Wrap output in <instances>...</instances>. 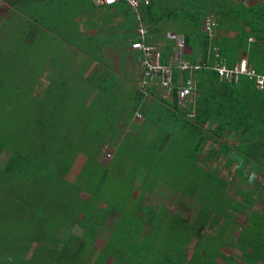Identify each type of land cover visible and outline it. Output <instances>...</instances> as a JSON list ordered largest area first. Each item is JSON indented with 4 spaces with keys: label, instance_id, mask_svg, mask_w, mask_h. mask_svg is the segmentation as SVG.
Here are the masks:
<instances>
[{
    "label": "trees",
    "instance_id": "obj_1",
    "mask_svg": "<svg viewBox=\"0 0 264 264\" xmlns=\"http://www.w3.org/2000/svg\"><path fill=\"white\" fill-rule=\"evenodd\" d=\"M66 1L74 6L63 16V24L59 28L63 29L64 41L80 46L84 39L75 22V16L79 18V14L74 7L83 9L84 3L90 4L93 0H59L60 3ZM30 2L9 0L8 4L15 8L27 4L31 11ZM113 5L128 12L129 7L124 0ZM249 9L252 15L247 17L246 10ZM249 9L232 0H149L148 5H142V20L150 33L158 32L157 24L163 19L179 18L184 23V30L175 33L184 48L190 49L181 57L190 64L208 68L179 71L177 66L173 67L168 100L161 93L155 94L153 89L156 87L148 91L143 70L142 85L137 95L127 93L124 97L111 98L114 90L121 92L122 85L115 83L111 75L99 67L89 80L92 91L85 94L90 96L98 90L105 93V109L111 100L115 106L108 113V118L101 116L102 124L97 128V134L102 138L98 142L99 149L89 158L90 163L84 165L97 170L93 171V177L96 175L97 179L88 187L66 182L74 194L70 199L64 193L65 196L57 195L56 191L59 182L65 184L72 162L61 161L58 154L50 150L59 135L57 123L61 124V117L56 115L67 105L68 92L71 91L64 80L72 72L68 68H59L64 77L54 81L58 85L56 92H53V86L46 90L53 98L51 108L44 103L39 104L25 126L18 118L8 121L9 126L5 123L3 113L7 111L1 106L7 104L0 98V264H264V92L256 90L253 81L246 76L229 83L220 80L211 70L215 65L212 53L217 49L227 67H232V62L238 64L241 57H245L248 68L264 74V27L261 23L259 28H254L255 17L261 15L260 18L264 19V7ZM254 12L260 13L255 16ZM31 13L35 22L26 23L30 31L22 34L20 40L30 46L27 55L32 62L33 46H45L48 41V46H53V43L50 42L51 34L44 36L39 28L46 20L45 12ZM209 17L216 25L211 34L203 29L202 23ZM133 18L135 24L134 14ZM242 22L252 27L246 31L245 25L244 29L241 27ZM5 23L6 19L1 27H5ZM227 23L238 37L231 39L217 35L215 38L212 35L214 30L222 31ZM36 29L42 32L38 40L35 35L41 33H36ZM249 38L254 42L249 43ZM106 41L110 43L108 39L101 45ZM168 42L171 44L165 45L160 53L161 63L165 65L170 63L174 45V42ZM95 51L98 53L99 49ZM61 54L67 65L65 52ZM44 57L46 61L51 59L52 65L59 63L52 59L51 53ZM2 59L1 55L0 97L6 96L1 88L5 76ZM30 71L33 72L32 68ZM25 72L26 75L32 74ZM9 80L14 83L13 78ZM180 80L183 84L191 80V89L199 92L189 97L184 105L185 111L181 110L177 99ZM28 86L30 96L34 88L30 84ZM246 92H254V97H246ZM150 93L155 101L148 110L143 102ZM158 102L167 104L168 108L165 112L160 106L163 112L159 121L154 119L159 109ZM88 108H84L86 113L94 114L96 108ZM191 109L193 115L185 118ZM100 111H95L97 118ZM136 113L142 114L144 121L135 128L132 119ZM129 127L134 131L131 134L125 131ZM252 127H261L260 134L254 135ZM237 131H240L238 142L241 147L230 148L220 144L218 149L210 148L202 158L203 162L215 161L221 156L223 167L228 170L234 165L237 173L233 172L232 176H237L233 178L237 179L236 183L218 174L203 172L197 164L196 153H201L209 140H213L212 145H219L221 138L226 140ZM64 146L76 149V144L70 140ZM105 146L115 151L113 157L116 153L131 151L134 154L129 159L133 162L125 159L118 164H112L113 161L100 164L99 158L103 157L102 148ZM59 148L54 149L57 151ZM128 163H131L129 167L132 165L130 169L126 165ZM247 165L262 182L248 179L244 172ZM162 176L170 177L163 179ZM111 179L125 183L126 187L130 185L134 191L136 196L130 212L122 214L112 206L108 208L111 203L102 198V188L108 190L107 194L112 190L114 183ZM134 180H139V191L133 185ZM249 184L253 186L248 188ZM80 192L86 193L87 197L80 198ZM231 192L236 198L231 196ZM195 193V201L199 203L209 193L204 205H195L191 199L196 197ZM156 196L169 197L165 204L154 207L147 200ZM101 204H106L108 209L102 210ZM167 204L176 206V210L171 212ZM95 209L99 213L96 214ZM190 210L195 211L194 217L187 214ZM113 211L115 220L110 219ZM235 215L245 218L238 232L233 229L236 226L233 223ZM193 239H196V249L187 259L186 249ZM97 241L100 246L96 245ZM226 247L235 248L243 257L225 254L222 249Z\"/></svg>",
    "mask_w": 264,
    "mask_h": 264
},
{
    "label": "rangeland",
    "instance_id": "obj_2",
    "mask_svg": "<svg viewBox=\"0 0 264 264\" xmlns=\"http://www.w3.org/2000/svg\"><path fill=\"white\" fill-rule=\"evenodd\" d=\"M8 1L9 0H0V56L1 55L3 56L2 60L4 64L2 65V67L4 68V74H5L3 78L4 84L3 86H1V88L5 92V95H6L0 98L4 100L5 104H7V105L3 104L1 106V108L4 111H7L3 113L5 115L4 117V120H6L5 123H8V126H9L10 121L14 119L16 120L18 118L20 119L19 121L21 122V125L25 126V124L28 123L30 116L35 111V108H38L39 104L44 103V105H46L47 108L48 107L51 108L52 106L51 101L53 100V98L50 97L49 91L46 92V90L50 86H53L52 90L53 92H56L55 89L58 87V85L55 82L56 80H59L64 77V75L62 74V70L64 68H68L72 72L71 74L67 75L68 79L65 78L64 80V84L66 85V81H67L68 83L67 86H69L71 90L68 92L69 98L67 100V105L64 106L63 111L61 110V112H58L56 115L58 117H61V124L57 123V126H56V130L58 131V134L60 136L57 135L56 140L53 141L55 144H52V147H51L52 149L50 150V152H56L59 158L61 159V161H65L67 163H69V161L72 162V166L69 169L70 172L66 176L67 180H65V184L64 183L62 184L59 182L60 185L56 191L57 195H60V193L62 195L65 194L67 198L70 199L73 197L74 194H73V191L70 185H67L66 182H70L76 186L79 185L80 187L83 185H84L83 187H88L96 181L95 178L97 176L95 175V178L93 177L94 176L93 171H97V170L92 169L90 166L84 167V165H87L88 162L90 163L89 158L93 154H96L97 150L99 149L98 142L102 138L98 136L97 128L99 127V125L102 124L101 116L103 118L104 117L108 118L107 115L110 111H113L114 109L113 106H115V103H114V100L113 101L111 100V104L110 106L107 105L106 107L107 110H106L105 106H103L104 101H105V93H101L97 91L94 94L91 93L90 96L85 94V93H88L89 91H92V89H90L91 84L89 80L94 75L96 66L99 63L101 64V62L97 61L95 58L91 59L88 54H84L83 56V54L81 53L83 52V50H81L79 47L73 46L70 43H67V46L65 47L66 41L63 40L64 32L62 28L61 29L59 28V26L63 24L62 23V20L64 18L63 16L66 14L69 8L73 9V6H74L73 4L70 5L69 1L60 3L59 0H31L30 3H32V7H31L32 10L30 11L29 6L27 7V4L19 5L18 7L15 8V7H10L8 4ZM74 9L77 13L80 14L79 16H81V21H79V23L81 22V24L79 25H81L82 30H83V28H85L86 26V12L85 11L88 9V5L84 3L83 9L77 6L74 7ZM40 11H42V13L45 12L46 20H44V23L42 24L43 28L40 26L39 28L44 33V36H46V34L48 33L51 34L52 39L50 40V42L52 41L53 46H48L49 41L47 42V45L45 46H39V45L33 46L35 51L32 53L33 57H32V62H31L30 56L27 55V53L30 52V46L26 44L25 42L21 43L20 36L30 31V28L26 24L27 22H32V23L35 22L33 20V17H32L33 15H31L32 14L31 12L40 13ZM80 11H82V13ZM251 15H252L251 13L247 12L246 16L249 17ZM17 16L19 18H17ZM5 19L7 21V23H5L6 26L1 27V23ZM75 19H79L78 16H75ZM207 19L208 18H205L204 20H202V23L205 24ZM24 20H26L25 23H23ZM163 20L164 22L163 21L159 22L160 25L161 26L163 25L165 28V31L168 32L167 38L170 41L175 43L176 40H179V36L175 32L184 30V27H183L184 23L179 21V18L174 19V20L173 19L171 20L163 19ZM93 22L96 25H99L102 27V24L99 20H93ZM115 24L116 22H114V24H112L110 27H115ZM203 29H204V25H203ZM35 32L41 33V34L35 35L37 40L40 39L42 37L41 36L42 32L39 29H36ZM159 35H161L160 32L157 34H150V32L148 31L147 32L148 44H150L149 39L151 38L157 39ZM171 37H175V39H171ZM59 42H60V45H59ZM54 50H57L58 52ZM61 52H65L66 54L65 58L67 60V65L64 62L63 55L61 54ZM48 53H51L52 59L56 61L58 60L57 62H59L58 64H60L61 66H59L58 64L52 65L51 59H48V61H46L44 56ZM56 54H59V55H57L56 57ZM105 54H106L105 59L102 58L101 61L104 60L105 63L108 65L106 66V68L108 67L109 69H111L113 74H115L117 78L119 79L123 77L126 78L127 74L129 73L128 71L129 67L127 64H125V61L118 59L119 61L115 60L112 64L110 59H112L113 57L111 56V58L109 59V56H110L109 50L106 51ZM81 57H84L85 61L80 62L79 59ZM94 63L96 64L95 67H94L95 65ZM30 64L32 65L34 64L33 67H29ZM84 66H85V69H83ZM34 67H36L35 69L38 70L37 72L36 70H34ZM60 67L62 68V70H59ZM31 68L33 72L30 71ZM25 71L32 72V74L26 75ZM40 72H41V75L38 76ZM9 78H13L14 83L11 82ZM119 81L121 82V80ZM29 84L32 85L34 88V89L31 88V90L33 89V91L30 94V96L28 95L29 94L28 92ZM110 95H111V98H113L114 96L117 98V94L116 95L110 94ZM119 96L120 94H118V98ZM122 96L124 97V95ZM116 105H117V101H116ZM93 106L96 108L95 111H97L98 109L101 110L99 113L101 115H99L98 118L96 117L95 111L93 112L94 114H92V112L90 111L87 114L84 109V108L89 109L88 107H93ZM179 107L181 108V110L185 111L184 105H180ZM1 108L0 110L2 112ZM192 110L193 109L190 110L189 112L190 114L186 113L185 118L193 115ZM11 111H13V113H11ZM164 111L168 112V108H165ZM86 127H87V131H86ZM260 129L261 127H252V131H254L252 133L254 135H258L260 134ZM125 131L129 132L130 134L134 132L133 129H130V130L127 129ZM66 136L68 137V139L66 138ZM210 136H213V135L211 134ZM68 140L76 144V149L75 148L71 149V147L69 146H64V143ZM57 147L58 148L61 147L63 149L61 150V148H59L57 149V151H55L54 148H57ZM240 147H241V144H240ZM102 151H103V157L99 158V162L102 165H106L111 161H113L112 164L113 163L118 164L119 162L125 161V159L129 162H133V159H129V157L134 154V153H131V151L130 152L129 151L120 152V155L116 153L115 157H113V154L115 151L112 150L111 148H108L107 146L103 147ZM203 151H205L204 148L202 152ZM108 154H110V157L107 156ZM205 154H207V152H205ZM197 155L198 157L200 156V154L198 153ZM70 156L72 157L70 158ZM217 158L218 159H216L215 161L213 160H208L204 162L201 161L198 163L199 167L202 169L203 172H207V173H213L216 171V174L220 175L223 178H226V180H228L229 182H233V184H235L237 181V179L235 180L233 179L237 177L235 176V174L234 176H232V173L228 172V170L226 169H222L220 171L216 170L215 164L223 165L222 157L219 156ZM124 164L125 163H123V165ZM130 164L131 163L126 164L128 169L132 167V165L129 167ZM248 167L249 166L244 168L245 175L248 177V179L251 181L257 179L258 181L262 182L263 180L260 178V176H258L256 172L254 173ZM231 171L237 173V171H234V169H231ZM168 177L170 176H162L163 179L164 178L168 179ZM111 182H113L114 185L111 186L112 190L109 191L108 194L106 193L108 190L105 191L104 189L105 187L102 188L101 190L102 198L106 199L105 201L111 203L108 208H111L112 206L115 209H117L119 213H122V214L130 212L132 205L134 204V203L132 204V200H134L136 196L134 191L130 188V185L126 187L125 183L121 184L120 182L114 179H111ZM134 183L135 185L134 184L133 185L136 186V190L139 191L140 190L139 180H134ZM252 186L251 184H249L248 188ZM199 189H197V191H199ZM196 193L194 194L196 197H193L191 199L195 202L196 206L204 205L209 196V193L206 195L202 203L195 201V198H197ZM231 194L230 195L233 198H236V196L233 195L234 194L233 192H231ZM79 196L80 198H85L87 197V194L80 192ZM168 197L169 196H167V198ZM167 198H159L158 196L149 197L147 202H150L151 205H153L154 207H159L160 205L165 204ZM157 199H161L162 202L158 201ZM237 200H239V197H237ZM168 203H170V201ZM167 206H168L167 208H169L171 212H174L176 210V206H173L172 204H167ZM258 207L259 205L256 206V208ZM100 208L102 210L108 209L106 204H101ZM94 212L96 214L99 213L97 209H95ZM114 213L115 212L113 211V214H110L111 215L110 219L111 218H113L114 220L116 219V214L114 215ZM187 214L194 217L195 211L190 210ZM98 217H96V219H98ZM107 221L108 220H106L105 224H106V227L109 228L110 225L108 224ZM123 222L124 221H122L121 223ZM244 222H245V218L242 215H235V220L233 221V223H235L236 225L233 228L234 232L240 231L241 230L240 224ZM77 231L79 233L81 232V230H77ZM198 233L200 234L201 232H198ZM195 243H196V239H193L191 243L189 244V246L187 247L186 249L187 259L191 256V254L193 253V250L196 249L194 247ZM96 245L100 246L101 244L100 242L97 241ZM222 252H224L227 255L235 254L238 257H241V258L243 257V255L233 247L223 248Z\"/></svg>",
    "mask_w": 264,
    "mask_h": 264
},
{
    "label": "crops",
    "instance_id": "obj_3",
    "mask_svg": "<svg viewBox=\"0 0 264 264\" xmlns=\"http://www.w3.org/2000/svg\"><path fill=\"white\" fill-rule=\"evenodd\" d=\"M119 1H121V0H119ZM232 1L243 5V7L246 9H249V8L258 9L260 7L262 8V5L259 2V0H232ZM86 5H88V9L85 11L86 12V26H85V28H83V30H82L81 25H79V24H81V22L79 23V21H81V16H79V19H75V22H76V24H78L79 29H80L79 32L82 33V36H83L82 39H84L83 42L80 44V46L75 45V47H79L81 50H83L84 53L80 51L83 54V56H84V54H88L91 59L95 58L97 61L101 62V64L99 63L97 66L95 63H94L95 65L93 64L94 67L96 66L95 71L99 67L103 68L104 71L109 73L114 80L116 79L115 83L122 85L121 89H120L121 90L120 93H118L117 89L114 90L115 95L116 94H117V96H118V94L125 95L127 93L128 94L131 93L133 96L137 95L138 89L139 88L141 89V85H142V69L140 67V54H139V52L133 51L129 45V43H132L133 40L134 41L136 40V35H135V30H134L135 24H134V18H133L132 12L129 10V8H128V12H127L126 10L123 11L122 8L119 6L104 5L102 3L97 2L96 0H93L92 3H90V4H88V2H86ZM112 6H114V7H112ZM246 11L250 12V9L246 10ZM80 12L82 13V11H80ZM254 13H256L255 16H257V14L260 12H254ZM77 14H79V13H77ZM246 15H247V13H246ZM260 17H261V15L255 17L254 24L256 25V27L254 26V28H259V24H261V23L263 24V27H264V23H263L264 19L260 18ZM93 20H99L102 24V27L99 25H96L93 22ZM114 22H116L115 27H110L112 24H114ZM157 25H158V32L154 31L150 34H157L160 32L161 35H159L157 37V39L156 38L149 39V42H150V44L156 46L161 53V51L164 50L163 48L165 47V45H169L171 43L168 42L170 40L167 38L168 32L165 31L164 26L163 25L161 26L160 23H158ZM244 25H245V22H242L241 27L243 29H244ZM250 27H252V26H250ZM250 27L245 25L244 30L248 31L250 29ZM212 35H214L215 38L217 37V35H223V36H226V37L231 38V39L238 37L237 32L235 33L233 31H231V25L228 23H227L225 29H223L222 31L219 29H216V30H214ZM87 38H89V40H87ZM108 39L110 40V43L106 41L105 43H103L101 45V43L104 40H108ZM90 40H92V41H90ZM248 42L252 43V42H254V40L252 38H249ZM67 43H69V42L66 41L65 47L67 46ZM96 49H99L98 53H96V51H95ZM108 50L110 52L109 59L111 58V56L113 57L112 59H110L112 64L115 60L119 61L118 59H121L122 61L124 60L125 64L128 65L129 73L127 74L126 78L125 77H123L121 79L117 78L115 76V74H113L111 69H109L108 67L106 68V66H108V65L105 63V61L104 60L101 61L102 58L105 59V55H106L105 52ZM69 51H68V53H69ZM189 52H190V49L188 47H185L184 53H183L184 56L186 54H188ZM242 60H245V57H241V61ZM79 61L80 62L85 61V58L81 57L79 59ZM232 64H237V63L232 62ZM83 69H85V66ZM119 80H121V82ZM152 88H154V86L153 87L149 86L148 91ZM153 90H154L155 94L161 93L163 98H167L168 100H170V98L168 97V95L165 91L160 92V90H157L156 88H154ZM97 91H93V94L96 93ZM193 93H194V95L199 94V92H197V91L196 92L194 91ZM239 94H241V93H239ZM244 95L246 97H252V96L254 97V92H246V93H244ZM154 101H155V99H154L153 95H151V93L149 95H147L146 101L143 102V103H145L146 109L150 110L151 106L152 105L154 106V104H153ZM158 105H159V107L161 106L163 109L167 108V106H166L167 104L158 102ZM140 108L143 110L142 105L140 106ZM159 110H160V112L158 114L157 112ZM162 112L163 111L161 108L157 109L156 114L154 115V119L156 118L159 121ZM132 121L135 123V128H136L137 126H139L140 124L143 123L144 116L140 113H136L134 115ZM152 125H155V124H152ZM127 129L130 130V127ZM239 134H240V131H237L234 134H232V136L230 135L229 137H227L226 140H223L221 138L220 141H218L219 145L218 144L212 145L213 140H209V142L206 143L202 147L205 149V151L202 152V150H203L202 149L201 150L202 153H198V154H200V156L197 159L198 163L201 162V160L203 162V159H202V158H204L203 155H206L205 152H208L210 148L212 149V147L215 149H218V146H220V144H222L223 146L225 145V146L230 147V148H235L236 146H240V143L238 142ZM234 141H235V143H234ZM236 143H238V144H236ZM210 145H211V147H210ZM215 166H216V170H218V171H220L222 169L228 170L226 167H223V165H218V164L216 165L215 164ZM247 166H249V165H247ZM231 169H236V167L233 165L231 167ZM230 170H228V172L233 173V171H230ZM213 173L216 174V171ZM134 185H135V183H134Z\"/></svg>",
    "mask_w": 264,
    "mask_h": 264
},
{
    "label": "built area",
    "instance_id": "obj_4",
    "mask_svg": "<svg viewBox=\"0 0 264 264\" xmlns=\"http://www.w3.org/2000/svg\"><path fill=\"white\" fill-rule=\"evenodd\" d=\"M96 1L104 5H113L119 0ZM124 1L135 16L136 40L132 42L130 47L133 51L139 52L140 54V67L143 70L144 78L149 86H154L157 90L165 91L168 94L172 90L173 67L177 66L179 71H195L202 67L208 68L206 65L199 66L190 64L181 57L184 53V44L180 39L176 40L173 45L170 63L168 65L162 64L158 48L148 44V29L142 20L141 7L142 5H148L149 0ZM259 2L264 7V0H259ZM215 26V23L209 17L204 24V30L211 34ZM175 37H171V39H175ZM212 56L215 65L211 67V70L217 73L220 80L235 83L241 76H246L253 81L256 90L264 92V74L257 73L254 69L248 68L245 60H242L238 64H234L232 67H227L225 60L220 56L217 49H214ZM180 83L181 86L177 92V99L179 105H185L189 97H192L194 94L191 89L192 81L187 80L186 83L183 84L180 80ZM107 156L110 157V154Z\"/></svg>",
    "mask_w": 264,
    "mask_h": 264
}]
</instances>
